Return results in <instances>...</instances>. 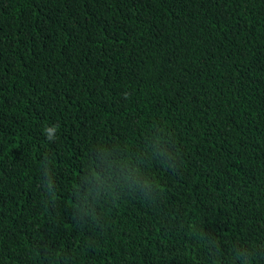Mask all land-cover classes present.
Returning <instances> with one entry per match:
<instances>
[{
	"label": "trees",
	"instance_id": "1",
	"mask_svg": "<svg viewBox=\"0 0 264 264\" xmlns=\"http://www.w3.org/2000/svg\"><path fill=\"white\" fill-rule=\"evenodd\" d=\"M0 240H264V0H0ZM0 264H264V241H0Z\"/></svg>",
	"mask_w": 264,
	"mask_h": 264
},
{
	"label": "clouds",
	"instance_id": "2",
	"mask_svg": "<svg viewBox=\"0 0 264 264\" xmlns=\"http://www.w3.org/2000/svg\"><path fill=\"white\" fill-rule=\"evenodd\" d=\"M45 130H46V131H49V132L51 131V129H45ZM49 138H51V137H49Z\"/></svg>",
	"mask_w": 264,
	"mask_h": 264
}]
</instances>
